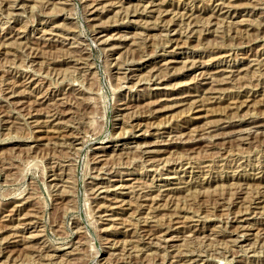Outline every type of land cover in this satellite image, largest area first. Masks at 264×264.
Returning <instances> with one entry per match:
<instances>
[{"label":"rangeland","instance_id":"374dc122","mask_svg":"<svg viewBox=\"0 0 264 264\" xmlns=\"http://www.w3.org/2000/svg\"><path fill=\"white\" fill-rule=\"evenodd\" d=\"M26 263L264 264V0H0V264Z\"/></svg>","mask_w":264,"mask_h":264},{"label":"bare ground","instance_id":"6f19581e","mask_svg":"<svg viewBox=\"0 0 264 264\" xmlns=\"http://www.w3.org/2000/svg\"><path fill=\"white\" fill-rule=\"evenodd\" d=\"M12 2V1H11ZM95 1H93V3H94ZM99 2V1H98ZM5 3V2H4ZM8 3V2H7ZM15 3V2H14ZM153 3V2H152ZM3 4V3H2ZM10 4V3H9ZM13 5V4H12ZM110 5V4H109ZM3 6V5H2ZM10 6V5H9ZM18 6V5H17ZM105 6H106V4H105ZM113 6V5H112ZM6 7V6H5ZM11 7V6H10ZM7 8V7H6ZM12 8V7H11ZM4 9V8H3ZM7 10V9H6ZM10 10V9H9ZM95 11H97L96 9H95ZM108 11V10H107ZM195 19V18H194ZM210 22V21H209ZM208 24V23H207ZM52 35V34H51ZM50 40V39H49ZM36 51V50H35ZM30 55V54H29ZM226 67V66H225ZM238 71H240L239 69H237V67L236 68H231V69H229V70H220V72L219 73H223L224 74V76H223V78H225V79H231V77H232V75L235 73V72H238ZM226 73V74H225ZM33 77V76H32ZM24 78H26V77H24ZM29 78V77H28ZM206 78V77H205ZM205 78L203 77V79L205 80ZM210 79V78H209ZM26 80H28V79H26ZM30 80H31V78H30ZM30 80H28V81H30ZM32 81V80H31ZM213 81V80H212ZM5 82V81H4ZM26 82V81H25ZM204 84H209V83H204ZM210 85V84H209ZM221 85V84H220ZM212 92V91H211ZM80 100V99H79ZM181 102V101H180ZM164 105V104H163ZM159 107V106H158ZM196 107V106H195ZM74 109V108H73ZM255 127V126H254ZM213 130H210V127H208V128H205L203 131H201V133L202 134H210L211 132H212ZM250 131V130H249ZM243 132V131H242ZM247 132H248V130H247ZM200 133V134H201ZM241 133V132H240ZM193 135H196V134H192V136ZM217 138V137H216ZM170 143H172V142H170ZM156 144V146H161V145H165V143L164 144H162V143H160V142H158V143H155ZM155 144H152L153 146H155ZM146 149V148H145ZM143 154H149V153H151L150 151H143L142 152ZM141 158V157H140ZM202 166V165H201ZM206 167V166H205ZM164 187V186H163ZM115 189H121V187H117V188H115ZM114 189V193L113 194H115V195H117L118 194V190H115ZM143 190V189H142ZM157 190V189H156ZM167 190V189H166ZM104 191V190H103ZM141 191V190H140ZM158 191V190H157ZM163 191H165V190H163ZM163 191H161V190H159V192H162L161 194H158V196L161 198V197H163V196H166V195H164L163 194ZM107 192V191H106ZM144 193V195H142V201H147L148 200V195L149 194H147V193H145V192H143ZM119 195V194H118ZM241 219V218H240ZM171 221V220H170ZM169 221V222H170ZM242 220H237V222H241ZM172 222H173V220H172ZM173 223H176V221L175 222H173ZM203 225V224H202ZM171 226V225H170ZM144 231V230H143ZM149 232H151V233H149L147 236H151V237H157L158 236V234H160V236L159 237H163V236H167L168 237V235H169V231L168 230H165V229H162V228H157V229H153V230H148ZM162 233V234H161ZM157 235V236H156ZM132 237V236H131ZM140 237V236H139ZM158 237V238H159ZM148 238V237H147ZM164 241V240H163ZM166 241H172L171 239H168V240H166ZM146 242V241H145ZM143 243V242H142ZM148 244V243H147ZM144 249V248H143ZM69 255V254H68ZM133 257V256H132ZM140 258V257H139ZM175 262H177V261H175ZM26 264H28V263H26ZM179 264V263H178Z\"/></svg>","mask_w":264,"mask_h":264}]
</instances>
